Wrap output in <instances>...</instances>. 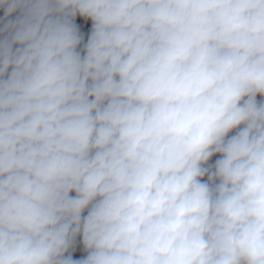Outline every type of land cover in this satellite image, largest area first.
Segmentation results:
<instances>
[{"label":"clouds","instance_id":"1","mask_svg":"<svg viewBox=\"0 0 264 264\" xmlns=\"http://www.w3.org/2000/svg\"><path fill=\"white\" fill-rule=\"evenodd\" d=\"M0 264H264V0H0Z\"/></svg>","mask_w":264,"mask_h":264}]
</instances>
